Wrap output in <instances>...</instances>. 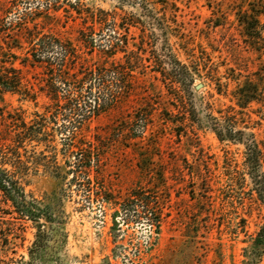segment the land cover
I'll use <instances>...</instances> for the list:
<instances>
[{"label":"rangeland","instance_id":"obj_1","mask_svg":"<svg viewBox=\"0 0 264 264\" xmlns=\"http://www.w3.org/2000/svg\"><path fill=\"white\" fill-rule=\"evenodd\" d=\"M5 1L8 23H38L40 31L71 41L92 62L115 60L134 78L128 94L84 125L83 135L101 142L95 153L103 161L99 174L93 166L72 179L74 158L67 163L63 151L66 133L54 135V147H28V173L15 179L44 210L45 237L34 248L32 222L0 210V226L11 235L0 264H264V240L258 243L264 202L245 163L248 135L264 140V117L259 104L242 110L232 95L233 74L240 83L252 77L264 55L259 58L243 36L241 1ZM112 46L117 50L108 55ZM24 48L17 54L23 57ZM24 70L39 83L42 69ZM46 100L41 95L35 108L7 93L0 109L30 121ZM93 100L88 95L80 106H93ZM230 107L245 118L240 129L246 135L238 142H222L213 130L214 118ZM142 114H148L144 131L136 121ZM9 221L17 223L11 227Z\"/></svg>","mask_w":264,"mask_h":264},{"label":"trees","instance_id":"obj_2","mask_svg":"<svg viewBox=\"0 0 264 264\" xmlns=\"http://www.w3.org/2000/svg\"><path fill=\"white\" fill-rule=\"evenodd\" d=\"M240 1L242 5L240 2L237 14L243 36L248 47L262 58L264 0ZM0 3V101L9 93L39 108L40 96L47 99L40 107L42 111H35L30 121H26V117L18 112L3 114L0 109L2 113L0 122H3L4 126V131L0 130V210L5 211L7 215L16 214L17 217L13 219L18 222H32L37 229L33 247L37 248L45 237L43 230L45 224L41 223V219L47 221V217L39 204L28 199L29 195L25 193L19 179H15L16 175L23 177L28 173L27 161L24 160L28 147L32 149L38 146L54 147L52 145L54 135L58 132L66 133L63 151L67 163H71L70 157L74 158L72 179L76 180L78 173H89L93 166L99 174L98 170L103 167V161L101 155L95 156V153L101 150V142L98 139L88 140L83 135L84 125L91 115L113 107L126 93L128 94L134 75L132 70H128L115 60L111 63L101 60L92 62L71 41L40 31L38 23H33L32 27L25 20L15 25L8 23L4 20L9 10L7 1L0 0ZM243 5L247 8L244 9ZM24 43L27 44V49L23 47ZM23 48L25 54L22 57L17 52ZM116 50L117 48L112 46L107 54H114ZM201 56L203 60L208 61L205 51L201 52ZM192 57L195 58V55ZM17 62H20L22 68L16 67ZM28 67L43 70L39 83L27 79L24 69ZM203 68L207 70V63H204ZM184 70L190 76L187 67ZM206 72L211 73L208 70ZM109 76L112 79H108ZM190 78L186 77V80L191 83ZM232 79L237 83L232 93L237 107L243 110L253 103L259 104V113L264 117V61L260 62L252 77L247 76L241 83L235 74ZM218 86V90L222 91V85L218 83ZM87 93L94 97L92 102L94 105L83 108L80 104L87 98ZM241 114L243 113L236 111L235 107H230L227 114L220 113L219 118H214L213 130L220 141L238 142L244 138L246 133L240 127L245 118L238 117ZM143 115L144 118H141ZM147 116L148 114H142L136 117V121H142V131L146 130L149 124ZM61 119L63 123L60 125ZM248 137L250 139L246 145L245 163L247 170L255 178L256 192L264 202V173H261L264 163V140L258 141L255 133H250ZM88 181L90 183V179ZM2 204L8 208L1 209ZM9 222L11 227L17 223ZM6 231L0 226V254L2 251H8L6 246L11 243L9 241L11 235ZM263 240L264 236L261 235L258 243Z\"/></svg>","mask_w":264,"mask_h":264},{"label":"water","instance_id":"obj_3","mask_svg":"<svg viewBox=\"0 0 264 264\" xmlns=\"http://www.w3.org/2000/svg\"><path fill=\"white\" fill-rule=\"evenodd\" d=\"M202 86V85H201ZM201 86H197V89H199Z\"/></svg>","mask_w":264,"mask_h":264}]
</instances>
